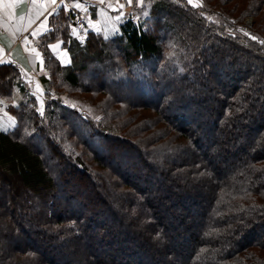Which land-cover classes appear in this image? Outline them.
<instances>
[{"label": "trees", "instance_id": "16d2710c", "mask_svg": "<svg viewBox=\"0 0 264 264\" xmlns=\"http://www.w3.org/2000/svg\"><path fill=\"white\" fill-rule=\"evenodd\" d=\"M150 3L136 7L138 19L125 18L111 39L92 29L82 41L73 37L72 20L80 12L65 4L49 15L51 30L36 41L48 72L57 78L49 83L48 76L46 86L57 83V91L86 95L71 97L85 111L61 104L62 97L51 98L49 87L44 115L34 96L19 107L7 106L17 124L0 130V194L13 219L1 240L25 235L27 245L0 255V264H264V114L258 118L264 94L255 95L264 81V48L227 39L224 21H206L193 6L183 12L170 0ZM257 4L247 13L257 12ZM96 10L88 6L90 21L98 18ZM258 32L253 25L251 33L262 39ZM60 39L72 59L68 66L48 45ZM244 58L259 64L256 75L249 64L236 67ZM227 59L234 68L224 82L218 72ZM20 80L16 66L0 65V101L12 102ZM98 96L103 101L94 104L90 99ZM192 102L198 109L190 120L166 112L174 105L183 111ZM121 106L155 112L190 144L183 148L167 130L152 135L158 120L152 131L136 127L122 135L135 118L121 120L127 114ZM93 108L102 115L99 121L90 119ZM203 119L212 132L204 145L187 126L194 120L202 125ZM201 145L210 151H199ZM177 150L191 155L190 160L169 163ZM125 154H136L139 161L124 168ZM54 163L58 168L49 171ZM158 163L165 172H158ZM137 170L145 178L132 175ZM7 174L14 179L11 188L1 187ZM157 175L161 180L156 183ZM75 185L92 192L82 195ZM189 187L208 191L192 215L174 192L187 193ZM100 202L107 210L99 211ZM168 217L176 224L165 223Z\"/></svg>", "mask_w": 264, "mask_h": 264}, {"label": "rangeland", "instance_id": "374dc122", "mask_svg": "<svg viewBox=\"0 0 264 264\" xmlns=\"http://www.w3.org/2000/svg\"><path fill=\"white\" fill-rule=\"evenodd\" d=\"M150 1L151 0H144L143 4H140L138 2V0H133L131 4H129L128 1H125V2L118 4L114 11H111L109 7H105V8H109L108 14H111L113 19L110 18L105 11L103 13L101 12L100 16L102 18L100 19L101 20V27L100 28H102V29L108 28V31H106V34L103 33L105 31V29H104V31L101 32V33H103L104 38L111 39V38L115 37L117 34H119L120 33L119 25L125 18L131 19V20H137L138 19V13H137L135 8L140 7L142 9L144 7V4L146 5V3L150 7L152 5L150 3ZM154 1H156V0H154ZM223 1L224 0H193V3L189 4L188 0H182V1L181 0H170V3L172 5H173V3H175L176 5L174 4V6L180 7L181 11H183V12H184V9H187L186 7L188 5L193 6V7H195L194 9L198 12V16L202 17L206 21H212L214 23H219V21H224L225 22L224 25H227L228 27L226 28L224 35L223 34L222 35L229 40H230V38H233V37L239 38L238 41H239L240 45L243 47H249L252 44L251 42H257L258 48L259 47L264 48V43H261V41H264V23L262 25L259 24V22H261L262 19H264V1L258 0V4L256 6V9L258 8L259 11L257 9V12L250 11L249 13H247V12L252 9V5H254V2L257 0H229L228 3H226V4H224ZM121 5H123V7H121ZM146 11L148 12L149 10L148 9L144 10L143 13L145 16L147 14V13H145ZM121 14H123V16H120ZM80 17H83L85 19V17L83 15H80ZM237 19L242 20V24H238ZM88 20H90V18L87 16V21ZM90 22H93V21H89V23ZM253 25H255L256 30L259 31L258 33L262 36V39L260 38V36L258 37L257 35L255 36L251 33V28ZM99 26H100V24H99ZM77 29L87 31V30H89L88 24L84 23V25L81 28L77 27ZM252 37H256V39H253ZM230 61H231V59H227V61L224 62V65L221 66L223 68V71L220 72L219 69L221 67L218 66V68H217V70H219L218 78H220L224 82L228 81V72H231L232 69L234 68L232 66H229ZM246 64L251 65L249 67L253 68V75H256L257 72L260 71L261 67L259 66V64L251 63V62L248 63L246 58H244L243 60H240V62L238 63V65H236V67L242 68ZM93 69H95V67H93L92 70ZM47 73H48L49 78H51V82L49 80V83H53L57 78L53 79V77L50 75L51 73H49L48 70H47ZM218 78L213 77L215 82L219 80ZM251 81L254 82L252 79H251ZM53 86L57 87V83H56V85L48 86L49 87V89H48L49 95L51 98L58 99L59 97L60 98L62 97V99L59 100V101H61V104L65 105V106L67 105V107H69L71 109L77 108V110H80L82 113H83V110L85 111L83 106L81 104H78L77 102H73L71 97L78 96L79 98L84 99V96H86V95L76 94L77 92H75V91L72 92L71 90L65 91L64 88H61V90L57 91L56 88ZM246 86H247V84H246ZM211 87H214V85L213 86L211 85ZM16 88H18V87H16ZM57 89H58V87H57ZM19 91L20 90L18 88V92ZM172 91L175 92L174 89ZM261 91L264 94V81L256 86L255 95L260 96ZM59 93H61V94H59ZM29 96H30L29 92L27 91V95H26V97H24V100L29 98ZM19 98H21V97H19ZM19 98H18V102H19ZM44 98H45V94H44ZM85 100H89V99H85ZM90 100H92L94 104H98V103L103 101L102 98L99 96L93 97ZM0 102H3V101H0ZM6 102H9V101L7 100ZM20 103L21 102H19V104ZM19 104H15L14 106L19 107ZM35 104H36L37 111L40 114H41V108L43 109L42 114L44 115L45 110H46V105H47L46 98L44 100V103L36 102ZM206 105L212 106V105H214V103H211V104L208 103ZM175 106H177V105H174L169 110H167L166 111L167 114L171 115V116L174 113H177V115H178V113L184 114V115H186V118L188 120H190L192 118L191 117L192 115H195L197 113V109H198L196 106V103H194V102H192L190 104V106H188L183 111H179V110L175 111L174 110V109H176ZM121 108L125 109L126 107L121 106ZM260 109H261V113L258 114V118L264 114V102L261 103ZM131 110L132 109H127L126 113L128 115L125 114L124 118H122L121 120H124V119L126 120L127 116H128V118H132V119L135 118V120H133V122H131V123H129L130 121H128L129 126L126 127L128 129H126L125 131H122V133H121L122 135L132 134V132H134L133 130L136 127L150 128V130H148V131H152L151 128L154 127V124H155L153 121L156 122V120H158V122L156 124L157 129H155L152 132V135H154V134L157 135L158 133H161L162 130H167L169 139H176L178 141V142L177 141L176 142L181 144L180 146H182L183 148L185 145H187V143L190 144L188 139L180 137L179 136L180 133L175 132L173 129H171V127L168 126L166 124V122L160 118L159 115H156L155 112H152L148 109L144 110L142 108H138L137 110H132V111ZM86 113H87V111H86ZM1 114H3V112H1L0 115ZM88 114L92 115L90 117V119L91 118L94 120L96 119V121H99L100 119H102V115H100L99 111L95 110L94 108L92 110H90ZM15 120L16 119L13 117V121H15ZM207 120L208 119H203L202 125L199 124V122L195 121V120H194V122L187 125L189 128H191L194 131V133L196 135L202 137V144L203 145L209 144L207 139H210L212 137V132L209 131V125H207L209 123H207ZM149 121H150V124H152V126H149V125L147 126ZM14 123H16V122H14ZM2 124H3L2 129H6V128H11L10 126L12 123H10L7 120H5V121L3 120ZM198 124L201 125V127L197 128ZM158 129H159V132H157ZM176 137H178V138H176ZM123 138H126V136ZM63 144H65L66 147H70L69 141L65 140L64 138H63ZM78 151H80L79 147H77V149L75 150V153H77ZM199 151L207 152V151H210V149L208 150L207 148H203L201 145ZM160 152H162V150ZM124 156H126L125 162H127V163L122 162V166L124 168H126V166L130 167L128 165L135 163V161H137V160L139 161V158L136 154H129V155L125 154ZM190 158H191V155L187 154L184 150H177L176 152L171 153V155L168 159V162L169 163H177L180 160H190ZM215 163H216V161H215ZM162 164H163V162H162ZM162 164L161 163L156 164L158 172H160V171L165 172V170H166L164 168L165 165L162 166ZM50 168H52L53 171H56V169L58 167H55V163H54V165H52L51 167L50 166L48 167L49 171H50ZM133 174L134 175L136 174L138 177L145 178V172L144 171L140 172L139 170H137V171L133 172L132 175ZM154 180H156V183H157L161 179L157 175ZM179 180L181 182L182 179H178L177 181H179ZM76 181H78V179H76ZM132 181H135V179H133V177H132ZM12 182H14L13 177L11 175L7 174V176L5 175V179L1 183V187H3L4 185H8V187L11 188ZM72 188H74L75 190L77 189L78 190L77 192L81 193L82 195H86L85 192H89L90 194L92 192L91 187H89V186H86V189H82L80 186L77 187L76 185L73 186ZM191 189L192 188H190V187L188 189H186L188 191L187 193L185 192V189L174 191V192H177V194H180V197L182 198V204L187 206V212H190L192 215L195 212L197 213V211L199 212V207L203 204L202 200H204L207 197L206 195H207L208 191L207 190H200V188L199 189L198 188L193 189V190H191ZM22 190H23V188L19 189L18 192H20V194H21ZM107 194H108V192L103 194V198H104V196L106 198ZM91 199L94 200L95 196L91 197ZM173 200H174V197H173ZM5 201H6V199L3 198L2 194H0V255L1 256H3V255L7 256V254H9V252L10 253L13 252L16 245H19L21 248H23L25 245H27L25 235H23V237H20V238H11V239H9V241L3 242L1 240V237L2 236L6 237L7 236L6 234H8V232H9V231H7V228H5V224H7L9 220L13 219V216L7 214V212H6V208L9 205H6ZM194 201L197 202L196 205L193 204V206L192 205L189 206ZM168 203H170V202H168ZM104 206L105 205H102L101 202H100V204L98 203L99 211L107 210V208ZM23 209H25L24 206L21 207L20 210H18L16 215L17 216L22 215V212L24 211ZM71 209H73V206H71ZM81 211H85V209L82 208ZM7 215L9 216V219L7 218ZM106 215H107V213H106ZM165 223L173 224V225L176 224V222L173 221L171 219V217H168V219L165 221ZM93 246H94L93 247L94 249H95V247H99L97 244H94ZM174 247H176V245H174ZM182 250H184V249H182ZM1 264H7V263H6V261L3 260V261H1Z\"/></svg>", "mask_w": 264, "mask_h": 264}, {"label": "crops", "instance_id": "0c3cea01", "mask_svg": "<svg viewBox=\"0 0 264 264\" xmlns=\"http://www.w3.org/2000/svg\"><path fill=\"white\" fill-rule=\"evenodd\" d=\"M125 1L128 0H103V2H101V0H57L56 4H52L51 0H36L35 3H33L32 0H23L22 3L12 6L0 4V60L5 61L4 63H0V65L12 63L19 69L21 74V85L20 87L18 85L20 91L18 92V88H16V86L14 87L12 102H0V113L3 112V114L0 115L1 131L6 132L7 130H12L15 126L16 123L14 122H16V120L13 121V117L10 116L6 108L9 104L15 105L22 102L27 95V91L30 96H34L36 102L44 103V94L48 89L46 86L48 73L43 53L38 45H36V41L47 31L51 30L49 28V15L55 12L60 5L65 4L71 10H73V8L76 9L80 12V15L85 17V24H88L89 29L100 33L105 29L103 33L106 34L108 28H100V19L102 18L100 16L101 12L103 13L105 11L108 14L109 8L111 11H114L118 4ZM77 4H80L81 7L77 8ZM89 5H95V7H97L96 15L98 16L95 21L90 23V20L87 21V10ZM9 16L11 17L10 19ZM108 16L113 19L111 14H108ZM120 16H123V14ZM21 17H23V19H21ZM29 21L32 22L30 25ZM41 24L45 25L47 31H45V28L40 27ZM33 32L37 34L32 35ZM85 33L86 31H81L75 26L72 35L79 41H82L85 37ZM26 40L30 41V43L26 44ZM62 43L63 41L60 39L55 42H50L48 45L53 55L59 59L61 64L63 66H68L71 64L72 59L70 58L69 51ZM53 45H57L58 47L54 49ZM32 49H35V52H33ZM36 53H39V55ZM21 87L24 88L26 92L21 91ZM2 119L12 123L10 126L11 128H6V130L2 129Z\"/></svg>", "mask_w": 264, "mask_h": 264}, {"label": "snow or ice", "instance_id": "6c2138e0", "mask_svg": "<svg viewBox=\"0 0 264 264\" xmlns=\"http://www.w3.org/2000/svg\"><path fill=\"white\" fill-rule=\"evenodd\" d=\"M23 2V0H0V4H7L8 6H12V5H15V4H18V3H22ZM32 2L33 3H35L36 2V0H32ZM101 2H103V0H101ZM138 2L140 3V4H143L144 3V0H138ZM51 3L52 4H56L57 3V0H51ZM128 3L129 4H131L132 3V0H128ZM188 3L189 4H192L193 3V0H188ZM76 7L77 8H79V7H81V5L80 4H77L76 5ZM121 7H123V5H121ZM41 15H42V13H41ZM11 17L9 16V19H10ZM21 19H23V17H21ZM32 22L31 21H29V25L31 24ZM41 28H45V25L44 24H41V26H40ZM45 31H47V29L45 28ZM37 33L36 32H33L32 33V35H36ZM247 34V33H246ZM253 39H256V37H252ZM25 43L27 44V43H30V41H25ZM261 43H264V41H261ZM56 47H58L57 45H53V48L55 49ZM32 51L33 52H35V49H32ZM37 55H39V53H36ZM5 61H2V60H0V63H4ZM42 112H43V109L41 108V114H42ZM6 130V129H5Z\"/></svg>", "mask_w": 264, "mask_h": 264}, {"label": "built area", "instance_id": "2783aa9c", "mask_svg": "<svg viewBox=\"0 0 264 264\" xmlns=\"http://www.w3.org/2000/svg\"><path fill=\"white\" fill-rule=\"evenodd\" d=\"M72 22L76 27L81 28L85 23V19L83 17L76 16L73 18Z\"/></svg>", "mask_w": 264, "mask_h": 264}]
</instances>
